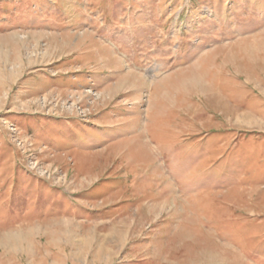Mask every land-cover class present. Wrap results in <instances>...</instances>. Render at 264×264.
I'll list each match as a JSON object with an SVG mask.
<instances>
[{"label": "rangeland", "instance_id": "1", "mask_svg": "<svg viewBox=\"0 0 264 264\" xmlns=\"http://www.w3.org/2000/svg\"><path fill=\"white\" fill-rule=\"evenodd\" d=\"M0 264H264V0H0Z\"/></svg>", "mask_w": 264, "mask_h": 264}]
</instances>
